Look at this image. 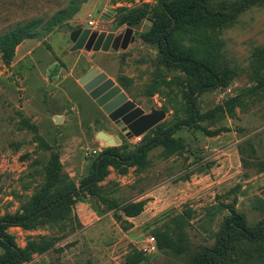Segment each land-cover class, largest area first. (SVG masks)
<instances>
[{"label":"rangeland","instance_id":"rangeland-1","mask_svg":"<svg viewBox=\"0 0 264 264\" xmlns=\"http://www.w3.org/2000/svg\"><path fill=\"white\" fill-rule=\"evenodd\" d=\"M250 1L254 2L207 0L213 14L233 11V4L245 7L235 18L222 19L218 28L221 46L214 63L230 77L226 85L195 96L199 113L205 115L198 121L201 126L177 127L171 134L175 147L150 148L145 163L129 166L125 174L109 166L99 182V195L79 192L62 222L43 220L33 228L7 226L21 248L28 240L53 241L44 254L32 253L20 264H126L127 253L156 232L165 233L173 247L143 254L136 264H191L197 253L218 242L223 221L232 211L251 227L264 218V84L259 86L257 78L264 72V0ZM145 3L154 1L0 0V35L31 19H42L15 46L9 64L0 52V217L23 212L36 195H52L72 185L78 188L97 155L109 147L95 137L97 131L116 135L125 144L122 151L131 153L151 128L161 124L165 129L176 122L168 96L153 92L151 85L162 77L182 76L183 70L159 59V41L149 38L148 30L133 31L134 39L126 47L98 51L93 58L92 51L70 50L68 36L73 29L108 32L125 14L145 20L152 15ZM121 6L126 8L109 16L110 9ZM57 12L64 16L54 23ZM91 65L124 83L123 90L144 114L158 113L161 120L139 139L126 137L77 81ZM177 98L181 100L180 95ZM216 105H230L233 114L224 110L209 116ZM203 126L230 130L208 136ZM241 150L243 155L254 150L255 156L246 158ZM140 199L145 204L139 215L113 216L114 204ZM95 220L102 223L100 231L98 226L87 228L93 233L86 234L84 245L78 246L80 239L73 234L65 238ZM219 261L264 264V234L255 241H234Z\"/></svg>","mask_w":264,"mask_h":264},{"label":"trees","instance_id":"trees-1","mask_svg":"<svg viewBox=\"0 0 264 264\" xmlns=\"http://www.w3.org/2000/svg\"><path fill=\"white\" fill-rule=\"evenodd\" d=\"M153 1V5L145 3L146 6L150 7L152 16H154V21L146 35L159 41V59L181 67L183 75L176 74L169 79L162 77L160 81L151 86L153 92L163 91L168 96V103L173 108V114L177 117L176 122L165 129L161 124L151 128L147 133L149 136L145 134L147 135L145 141L137 145L134 152L122 151L125 147L124 143L103 149L94 159L90 173L80 182L78 188L72 185L68 189L52 191V195H49L48 192L36 195L23 206V212L16 211L0 217V264H20L29 260L32 253L43 254L53 245L51 239L42 237L39 240H28L24 248L18 247L12 236L6 231L7 226L33 228L43 220L51 224L62 222L70 214L71 202L79 192L99 195L100 192L98 191L101 186L99 182L109 173V166L116 169L118 173L125 174L129 166L135 165L137 167L145 163V155L150 148L158 144L169 149L175 147L171 134L177 127L201 126L198 121L203 119L205 115L199 113L195 96L216 86L227 84V79L230 77L229 71L224 67L217 70L214 63V59L219 57L221 46V41L217 36L218 28L221 26L222 19L235 18L241 11L240 9L245 6L243 7L242 3L233 4V11L213 14L207 8V0ZM245 2L248 4L254 1L245 0ZM125 8L121 6L115 11H122ZM73 9L76 10L77 6L74 5ZM63 16L64 14L57 12L53 20L54 23L59 22ZM124 17L128 18V23H135L141 19L139 15L125 14ZM41 22V18L31 19L25 24L18 25L9 32L0 35L1 59L5 64H9L11 61L15 46ZM257 78L259 86L264 84V72ZM118 84L122 88L125 87L122 82H118ZM178 95H180V101H178ZM224 106L216 105L210 111L212 114L208 115L216 117L224 110L232 115L233 108L230 105L227 108ZM168 107L165 105L163 109L167 111ZM201 129L208 136L230 130L229 127L225 126L214 129H207L203 126ZM241 153L244 154L242 150ZM243 156L252 158L255 156V151L253 150L249 155ZM144 204V199L131 200L122 204L116 203L112 208L113 216L117 219H120L121 216L135 217L143 211ZM116 211H120L122 215L117 214ZM263 234L264 218L251 227L245 224L239 214L232 211L223 221L218 242L214 246L197 253L191 264H221L219 260L226 256L234 241L238 239L255 241L260 239ZM154 237L159 251L166 252L173 247V241L165 233L156 232ZM142 257V252L133 249L127 253L125 262L126 264H136Z\"/></svg>","mask_w":264,"mask_h":264},{"label":"water","instance_id":"water-1","mask_svg":"<svg viewBox=\"0 0 264 264\" xmlns=\"http://www.w3.org/2000/svg\"><path fill=\"white\" fill-rule=\"evenodd\" d=\"M110 11L109 16L115 13L114 9ZM152 18V15H148L147 19H141L135 23H128L127 17L119 18L108 32L81 27L73 29L68 36L72 43L70 50L83 48L92 51L90 58H93L95 52L98 51L116 52L134 39L133 31L148 30ZM123 24H127V27L115 30ZM77 81L126 137L139 136L161 120V115L158 113L144 114L143 108L130 99L123 88L99 66L91 65L78 77ZM59 120L55 117V121ZM95 137L102 140L103 145L117 146L120 144L119 137L102 130L97 131Z\"/></svg>","mask_w":264,"mask_h":264},{"label":"crops","instance_id":"crops-1","mask_svg":"<svg viewBox=\"0 0 264 264\" xmlns=\"http://www.w3.org/2000/svg\"><path fill=\"white\" fill-rule=\"evenodd\" d=\"M83 206V204H80L79 205V207L81 208ZM80 216L82 217V218H84L86 215L84 214V212L82 211L81 212V214H80ZM98 218H96V220H97ZM93 221V222H91L90 224H88V223H85L82 227H80V229L79 230H77L76 232H73L72 233V231L71 232H69L68 233V236H66L65 238H67V237H69V236H71L72 234H73V236H77L79 239H80V242H79V244H78V246H82V245H84L85 244V242H86V237H87V233L89 232V233H93V232H90V231H88V229L87 228H89L90 226H98L97 228H96V230H97V232H98V230L100 229V227H101V225H102V223L100 222V221ZM99 224V225H98ZM95 230V231H96ZM100 231V230H99ZM44 254V253H43Z\"/></svg>","mask_w":264,"mask_h":264},{"label":"built area","instance_id":"built-area-1","mask_svg":"<svg viewBox=\"0 0 264 264\" xmlns=\"http://www.w3.org/2000/svg\"><path fill=\"white\" fill-rule=\"evenodd\" d=\"M90 26L95 27L93 21H89ZM140 136H137L136 139H139ZM143 254H152L158 251L157 242L153 235H148L145 240L142 242L141 246L138 249Z\"/></svg>","mask_w":264,"mask_h":264}]
</instances>
